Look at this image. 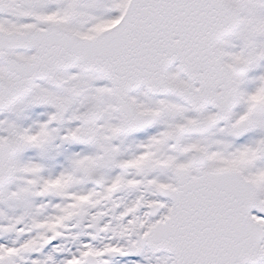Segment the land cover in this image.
Here are the masks:
<instances>
[{
	"label": "snow or ice",
	"instance_id": "obj_1",
	"mask_svg": "<svg viewBox=\"0 0 264 264\" xmlns=\"http://www.w3.org/2000/svg\"><path fill=\"white\" fill-rule=\"evenodd\" d=\"M0 264H264V0H0Z\"/></svg>",
	"mask_w": 264,
	"mask_h": 264
}]
</instances>
